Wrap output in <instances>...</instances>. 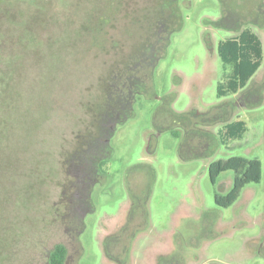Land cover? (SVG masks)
Instances as JSON below:
<instances>
[{
    "label": "rangeland",
    "instance_id": "obj_1",
    "mask_svg": "<svg viewBox=\"0 0 264 264\" xmlns=\"http://www.w3.org/2000/svg\"><path fill=\"white\" fill-rule=\"evenodd\" d=\"M163 1L0 0V264H47L57 244L67 249L66 264H116L104 259L101 239L122 219L130 189L139 194L148 174H154L151 232L136 238L127 264H151L173 232L187 241L188 264H264L253 240L264 236V94L259 106L234 115L246 125L241 138L219 144L209 161L193 150L184 159L182 134L173 136L179 129H166L169 121L158 111L174 91L176 112L188 110L194 94L202 108L236 98L217 94L232 69L217 45L237 30L221 19L217 0H190L176 15ZM252 29L262 40L263 61L239 93L264 75V33ZM158 39L162 50L151 53L158 57L151 81L140 80L142 93L109 136L97 177L78 174V141L104 135L99 117L117 100L126 58ZM256 94L252 88L247 96L254 102L245 103H258ZM230 157L258 160L261 178L225 208L215 194L228 193L235 172L212 183L207 167ZM86 200L90 209L80 224ZM138 223L137 217L132 224Z\"/></svg>",
    "mask_w": 264,
    "mask_h": 264
},
{
    "label": "trees",
    "instance_id": "obj_2",
    "mask_svg": "<svg viewBox=\"0 0 264 264\" xmlns=\"http://www.w3.org/2000/svg\"><path fill=\"white\" fill-rule=\"evenodd\" d=\"M208 36L209 34L206 33L205 37ZM217 52L224 64L232 65L231 72L227 75L225 82L220 83L217 87L219 97L228 93L237 94L244 89L263 61L262 41L251 28H244L237 32L235 36L220 41L217 45ZM131 54L133 56V53ZM152 67L153 65L145 66L140 68L141 71H134L139 84L140 80H145L147 84L150 83ZM180 84L181 81L178 85ZM250 87L240 93L239 98L241 99L208 108L199 107L196 102V94L193 93V105L184 112H176L171 106L177 97V92H172L164 99L158 114L166 117L169 121L166 129H179L180 133L172 129L173 136L179 137L182 134L180 154L184 159L191 157L189 152L193 150L195 152L193 154L209 161L219 144L226 145L230 140L242 137L246 131V125L241 120H232V117L240 108H252L260 105L263 97L258 103L249 104L243 103L242 99L248 95L252 88L257 92L264 91V75L260 81L253 82ZM140 93H142L141 88ZM159 118H156L154 124L158 122ZM214 126H220L217 134L212 132ZM205 138H210L212 141L211 151L200 154V147L198 146L201 142H204ZM207 168L212 183H215L222 172H235L232 189L225 195L215 194V203L219 207L231 206L236 201L242 188L251 183H258L261 178V164L256 159L247 160L243 157H230L226 160L211 161ZM148 176V181L140 194H134L130 189L131 203L126 216L122 217L114 228L108 230L101 239L102 254L109 263L127 264L136 238L142 233L150 232L148 201L153 186L154 174H148ZM137 217L139 218V224L133 226V220H136ZM175 240L178 249L166 256H160L157 264L185 263L183 256L184 243L181 239L175 238ZM66 253V248L63 245H55L50 253L49 264H64Z\"/></svg>",
    "mask_w": 264,
    "mask_h": 264
},
{
    "label": "flooded vegetation",
    "instance_id": "obj_3",
    "mask_svg": "<svg viewBox=\"0 0 264 264\" xmlns=\"http://www.w3.org/2000/svg\"><path fill=\"white\" fill-rule=\"evenodd\" d=\"M217 1L220 4L221 19H224L226 21L231 22L232 31L235 29L237 30V31H235V35L237 34V32H239L240 30H242L244 28H251V29L256 28L260 32L264 33V0H217ZM167 4H168V6L171 7L172 14L176 15L178 13V7L179 6L188 7L190 5V0H164L163 5H167ZM238 27H240L241 29L238 30L237 29ZM160 31H162V30L159 29V32ZM252 31L255 32L253 29H252ZM207 34H209V36L205 37V39L206 40L211 39L210 33H207ZM162 39H163V42L161 41V39L157 40L158 42L160 41V43L154 41L152 43H149L146 46L144 45V46H141L139 48L136 47L135 52H133V56H131L132 54H130L126 58L125 62L128 63L125 65L126 70H127L126 71L127 75L126 76L124 75L125 79L122 82H120L118 84V88H116L117 93L116 92L115 93L117 94L116 95L117 100L115 101L113 107H110V109L108 108L109 110L107 112H105V114H103V116L99 117L101 119L102 124H101V127L98 129V132H101L104 130V135L102 137H98L95 139H91V138L87 139L83 143L81 142V140L78 141V144H77V147L75 150L76 153L74 154V157H73V159L76 158V159H79L80 161L83 160V162L80 166V170L78 171V174H89L90 176H92L91 179H94L97 177L98 168H97L96 163H97L99 158L108 156L107 148H108L109 136L112 134V132H113V130L117 124L123 122L127 117H129L131 115L132 103L134 102L135 96L140 94L139 80H138L137 75L134 73V71L135 72L141 71L140 68L145 67V66H152L157 61L158 57L154 56L155 57L154 58L151 53H152V51H157V49L162 50L161 44L165 42L166 35ZM255 81H257V80L254 79L252 81V83ZM240 93L239 94L237 93V96L234 100L241 99V98H239ZM263 94H264V91L257 92V94H256L257 99L261 98L263 96ZM253 98H254V96H251V95H250V97L245 96V98L242 99V101H243V103H245V101L246 102L253 101L252 100ZM112 104L113 103H111V105ZM111 105H109V106H111ZM119 108L120 109L124 108V109H126L127 112L123 115H117L116 111ZM233 117H232V120H233ZM219 127L220 126H214L212 128V132L214 134H217ZM215 128H217V130L214 132ZM203 141L204 142H203L202 147L200 148L199 152H200V154L209 153L211 151V142L212 141L210 138L209 139L205 138ZM84 146H86V149H84ZM189 150L191 151V149H189ZM212 156H214V155H212ZM205 157H207V156H205ZM92 181L93 180L90 181V186H91ZM232 187H233V183H232L231 189H232ZM131 191H133V190H131ZM142 191H143V189H142ZM142 191H140V193ZM133 193L138 194L137 192H133ZM88 197H89V194H88ZM86 202L87 203L85 204V206H83L80 210L78 209L79 215H80V217H79L80 224H81L82 214L84 213V211H87L90 209V201L86 200ZM83 203H84V201H82L80 204H83ZM130 203H131V199H130V195H129L128 205L125 208V211L123 213V217L126 216L128 210H129V207H130ZM263 228H264V224H263ZM175 235L176 234L174 232L170 235V237H169L170 240H169V243L167 245L166 250L165 251L163 250L159 253H156L152 257L151 264H157L158 260L160 259V256H166L169 253H171L172 251L174 252V250L178 249L177 244L175 243L176 242V240H175L176 236ZM171 239H172V241H171ZM253 240L256 243H258V245H257L258 249L255 252L264 257V236H259L258 238H255ZM182 241L184 243V245H183L184 246L183 256H184V261H185L184 264H188V261L190 260L189 253L191 252V250H190V252H187V249L189 248L188 244L186 243L187 241L185 240V238L182 239ZM202 242H203V240H202ZM51 251L47 255V264H49V257H50ZM66 252H67V249H66ZM68 257H69L68 253H66L64 264H66Z\"/></svg>",
    "mask_w": 264,
    "mask_h": 264
}]
</instances>
